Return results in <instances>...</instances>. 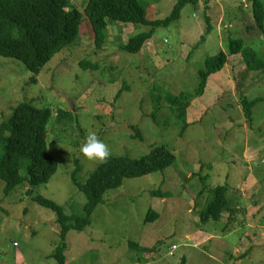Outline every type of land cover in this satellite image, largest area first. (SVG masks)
Instances as JSON below:
<instances>
[{
    "label": "rangeland",
    "instance_id": "obj_1",
    "mask_svg": "<svg viewBox=\"0 0 264 264\" xmlns=\"http://www.w3.org/2000/svg\"><path fill=\"white\" fill-rule=\"evenodd\" d=\"M69 1L83 11L86 0ZM177 1L141 0L147 19L166 17ZM206 17L213 26L207 34ZM86 22L83 15L77 43L56 53L34 83L21 61L0 56V123L22 101L54 110L47 145L58 167L35 191L67 216L82 213L86 197L72 171L78 160L76 177L83 182L99 163L80 151L89 132L111 155L138 158L164 144L176 159L107 189L90 224L67 232L66 264H264V68L247 69L240 53L228 54L229 41L239 38L264 61V27L256 24L252 1L188 0L180 17L155 28L137 53L122 45L149 26L109 24L96 48ZM221 50L227 53L224 66L208 75L200 91L206 58ZM82 60L96 67H83ZM180 93L189 98L183 117L165 99ZM242 96L260 98L251 121ZM57 108L69 116L57 119ZM4 184L0 179V264H57L53 254L62 239L56 213L32 200L28 185L4 195ZM218 185L228 187L236 208L218 221L201 222L210 189ZM149 209L158 216L144 222Z\"/></svg>",
    "mask_w": 264,
    "mask_h": 264
},
{
    "label": "trees",
    "instance_id": "obj_2",
    "mask_svg": "<svg viewBox=\"0 0 264 264\" xmlns=\"http://www.w3.org/2000/svg\"><path fill=\"white\" fill-rule=\"evenodd\" d=\"M187 1L178 0L170 14L164 18L147 19L145 6L141 0H86L83 11L71 5L69 0H0V56L13 57L21 61L33 73L30 81L34 83L36 75L56 53L70 44L77 43L79 35L81 36L83 15L89 21L86 25L93 33L96 48H100L105 42L109 24L122 22L149 26V30L131 35L122 45L127 52L137 53L152 37L155 28L161 25L167 26L180 17V11ZM191 1L195 2V0ZM251 1L256 24L259 28H263V2ZM206 21L207 34L213 26L208 17ZM204 37L202 35L201 40ZM238 53L242 56L247 69L264 68V61L257 56L253 48L244 45L242 39H231L228 44V54ZM226 58L227 53L222 50L217 55L206 58L205 69L199 72L200 91L203 90L208 75L220 70ZM80 65L96 67V63L91 61L82 60ZM183 96V93L165 96L169 105L177 106L178 117L185 116L187 110L189 98ZM259 100L260 98L248 100L245 96L241 97V105L248 121L252 120V107ZM53 112L50 107H37L30 101H22L13 108L8 119L0 123V179L5 183L4 195H8L16 186L28 185L25 193L39 205L56 213L62 240L56 247L53 257L57 264H66L64 250L67 232L70 229L81 231L90 224L91 214L95 206L103 201L107 189L118 187L124 178L163 170L174 163L176 158L164 144L154 145L147 154L138 158L110 154L107 161L99 162L83 182L76 177L80 169L76 160L72 180L84 193L86 202L81 214L67 216L57 203L35 191L37 186L47 182L54 175L58 167V162L49 152L47 145V123ZM54 114L57 119L64 120L70 113L57 108ZM133 128L136 131L134 137L141 138L140 130L137 127ZM227 191L226 185H218L210 189L212 197L199 213L201 222L218 221L224 211L233 213L236 207L230 206L231 201ZM157 216L156 211L149 209L144 222L152 221Z\"/></svg>",
    "mask_w": 264,
    "mask_h": 264
},
{
    "label": "clouds",
    "instance_id": "obj_3",
    "mask_svg": "<svg viewBox=\"0 0 264 264\" xmlns=\"http://www.w3.org/2000/svg\"><path fill=\"white\" fill-rule=\"evenodd\" d=\"M80 151L88 160H95L100 163L106 162L111 154L108 145L99 139L95 132H89Z\"/></svg>",
    "mask_w": 264,
    "mask_h": 264
}]
</instances>
